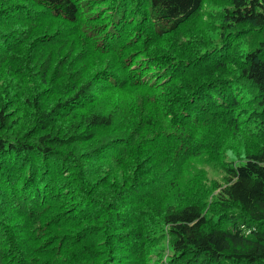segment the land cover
I'll list each match as a JSON object with an SVG mask.
<instances>
[{
  "label": "trees",
  "instance_id": "16d2710c",
  "mask_svg": "<svg viewBox=\"0 0 264 264\" xmlns=\"http://www.w3.org/2000/svg\"><path fill=\"white\" fill-rule=\"evenodd\" d=\"M0 264H264V0H0Z\"/></svg>",
  "mask_w": 264,
  "mask_h": 264
},
{
  "label": "rangeland",
  "instance_id": "374dc122",
  "mask_svg": "<svg viewBox=\"0 0 264 264\" xmlns=\"http://www.w3.org/2000/svg\"><path fill=\"white\" fill-rule=\"evenodd\" d=\"M205 6V5H204ZM211 6V5H210ZM167 46V43H164ZM17 125V124H16ZM14 126V125H13ZM222 139L220 142L224 145V149H220L223 158L229 161V156L235 159V156L241 157L243 153H249L256 149L260 144V138L255 136H249V134L243 131H236L234 133H224L220 135ZM209 153H202L198 157L191 160V164L187 171L188 174L183 173V177L180 180V184L172 191V193L164 198V202L168 200L185 202L202 199L199 194V188L201 186L204 190H208L204 193L207 201H215L213 196H216L218 191V185L224 184L223 176L224 173L221 171L220 167L216 165L217 158L211 157ZM222 156L219 158L222 159ZM216 160V162L210 160ZM216 185V186H215Z\"/></svg>",
  "mask_w": 264,
  "mask_h": 264
}]
</instances>
